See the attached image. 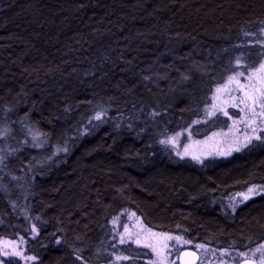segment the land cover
Wrapping results in <instances>:
<instances>
[{
	"label": "trees",
	"instance_id": "1",
	"mask_svg": "<svg viewBox=\"0 0 264 264\" xmlns=\"http://www.w3.org/2000/svg\"><path fill=\"white\" fill-rule=\"evenodd\" d=\"M262 28L264 0H0V239L30 264H150L114 238L133 211L211 249L263 244L264 194L230 198L264 185V138L202 162L166 144L228 126L213 95L263 63Z\"/></svg>",
	"mask_w": 264,
	"mask_h": 264
},
{
	"label": "rangeland",
	"instance_id": "2",
	"mask_svg": "<svg viewBox=\"0 0 264 264\" xmlns=\"http://www.w3.org/2000/svg\"><path fill=\"white\" fill-rule=\"evenodd\" d=\"M254 72L255 70L246 76L238 77L239 85H243V89L236 82H229L230 79L216 88L208 116L215 117L217 115H223L227 117L229 124L226 128L216 131L207 138L200 140L189 138L188 133H180L169 138L166 142L167 146L180 157H190L202 162L212 157L231 156L243 150L254 141L263 139L264 122L262 121H264V117H257L255 124L249 125L248 121L252 119V116L248 113L245 105L240 103V99L244 97L245 91L251 93L254 88L264 87L255 78L253 75ZM250 76L252 77L251 79H249ZM241 109L245 110L241 111ZM256 110L259 112V107ZM253 128L256 129L255 132H253ZM257 136L260 138L257 139ZM184 140H187V142L184 143ZM250 188L256 189L258 194H250L247 189L246 191L233 195L230 198V203L233 208L239 207L250 199L264 194V185H256ZM245 195H248L249 199L244 200L243 197ZM112 226L115 241L119 245H132L145 250L151 257V259L147 260L150 264H181V256L188 250L200 254V262L198 264H242L246 260H253L260 264L259 254H253L254 250L259 246L246 252L211 249L202 244H193L180 235L154 230L148 227L133 211L121 213L113 219ZM125 228H127V232H125ZM122 234L125 239L124 243H120ZM167 236L180 237V240H167L165 239ZM137 240L140 242L137 243ZM184 241H188V243H184ZM149 245H153V247H149ZM197 245L203 247H197ZM5 251L10 253V255H0V261L3 264L4 259L10 258L20 260L21 264H30L34 260L28 259V257L33 256L28 254L26 240L23 238L15 240L1 238L0 252ZM15 252H19L20 255H13L12 253ZM239 253H245L246 255L240 256L238 255ZM119 257L125 256L119 255ZM122 261L123 259L117 260L115 257L113 264H120Z\"/></svg>",
	"mask_w": 264,
	"mask_h": 264
},
{
	"label": "snow or ice",
	"instance_id": "3",
	"mask_svg": "<svg viewBox=\"0 0 264 264\" xmlns=\"http://www.w3.org/2000/svg\"><path fill=\"white\" fill-rule=\"evenodd\" d=\"M261 33H264V28L261 29ZM264 43V42H262ZM239 58L237 59V63L239 64ZM244 73L243 72H239L236 74V76H233L230 78V81L229 82H236L238 85H239V80H238V77L239 76H243ZM255 76V78L261 82L262 85H264V63H261L256 69H255V72L253 74ZM252 77L250 76L249 79H251ZM241 87V89L244 88L243 85H239ZM219 91V89H218ZM240 103L241 104H244L248 113L251 114L252 116V119L248 121V124L249 125H253L255 124V120L257 117H264V87H260V88H254L253 91L251 93L245 91V95L244 97H242L240 99ZM257 107H259L260 111L257 112ZM245 109H241V111H244ZM225 115H227V113H225ZM264 122V121H262ZM255 128H253V132H255ZM257 139H259L260 137L257 136L256 137ZM250 139V138H249ZM164 141H162L163 143ZM248 192L250 194H258L257 193V190L254 189V188H249L248 189ZM244 200H247L249 199V196L248 195H245L243 197ZM35 231V226H34V229ZM125 232H127V228H125ZM165 239L167 240H172V239H175L177 241L180 240V237H171V236H167L165 237ZM125 242V239H124V236L123 234L121 235V239H120V243H124ZM137 243H139L140 241H136ZM57 243H59V241H57ZM184 243H188V241H184ZM149 247H153V245H149ZM197 247H203L201 245H197ZM155 250V249H154ZM13 255H20L19 252H15V253H12ZM254 255L256 254H259L260 256V264H264V244H261L258 248H256L254 250ZM0 255H3V256H9L10 253L8 252H0ZM191 255H195L194 253H191ZM238 255L240 256H245L246 254L245 253H239ZM28 259H35L34 257H28ZM117 260H127L129 259L128 257H116ZM0 264H3L2 261H0ZM247 264V262H246Z\"/></svg>",
	"mask_w": 264,
	"mask_h": 264
},
{
	"label": "water",
	"instance_id": "4",
	"mask_svg": "<svg viewBox=\"0 0 264 264\" xmlns=\"http://www.w3.org/2000/svg\"><path fill=\"white\" fill-rule=\"evenodd\" d=\"M191 253H194L195 255H191ZM200 262V254L195 251H185L181 256V264H198ZM258 264L257 262L253 260H246L242 262V264Z\"/></svg>",
	"mask_w": 264,
	"mask_h": 264
}]
</instances>
